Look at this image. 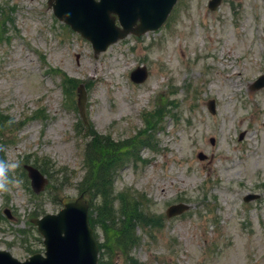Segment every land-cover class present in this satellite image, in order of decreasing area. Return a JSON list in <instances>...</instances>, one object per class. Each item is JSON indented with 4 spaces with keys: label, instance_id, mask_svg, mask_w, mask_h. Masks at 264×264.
Here are the masks:
<instances>
[{
    "label": "rangeland",
    "instance_id": "obj_1",
    "mask_svg": "<svg viewBox=\"0 0 264 264\" xmlns=\"http://www.w3.org/2000/svg\"><path fill=\"white\" fill-rule=\"evenodd\" d=\"M207 1L177 0L159 29L128 35L94 57L47 0H0V113L7 121L0 154L17 165L8 173L16 182L0 191V250L20 261L43 252L29 220L57 212L61 198L78 194L89 127L116 148L134 139L136 160L114 154L112 198L131 199L147 217H164L171 204L189 205L179 217L162 218L158 229H134L140 241L129 253L138 263L232 264L230 254L238 253L233 264H264V86L251 88L264 75V0H221L214 11ZM138 66L147 78L134 84L129 74ZM50 69L74 79V88L66 82L63 93ZM80 84L83 120L76 107ZM163 102L159 116L155 108ZM38 110L42 116L34 117ZM153 114V128L144 133ZM150 136L152 147L143 146ZM24 164L49 176L38 196ZM246 194L261 197L244 203ZM120 205L116 199L111 206ZM96 234L102 242L99 226ZM111 263L126 261L117 253Z\"/></svg>",
    "mask_w": 264,
    "mask_h": 264
},
{
    "label": "water",
    "instance_id": "obj_2",
    "mask_svg": "<svg viewBox=\"0 0 264 264\" xmlns=\"http://www.w3.org/2000/svg\"><path fill=\"white\" fill-rule=\"evenodd\" d=\"M175 0H49L54 15L88 39L94 53L104 51L107 46L129 32L140 35L147 30L157 29L165 20ZM219 0L209 1V8L215 9ZM115 14L121 29L115 24ZM139 24L136 25V22ZM146 77L144 68L131 74L134 82H142ZM264 86L261 76L252 85L256 90ZM85 94L79 89L78 106L82 112ZM214 102L208 103L213 112ZM203 159L202 154L198 155ZM32 189L40 192L46 180L34 168L26 166ZM255 196H247L245 201ZM63 209L56 215H45L34 219L37 231L43 237L45 257L40 254L30 256L24 262L11 257L8 252L0 251V264H96L97 247L87 224V203L82 197L64 198ZM187 206L178 204L167 210V217L178 215Z\"/></svg>",
    "mask_w": 264,
    "mask_h": 264
},
{
    "label": "trees",
    "instance_id": "obj_3",
    "mask_svg": "<svg viewBox=\"0 0 264 264\" xmlns=\"http://www.w3.org/2000/svg\"><path fill=\"white\" fill-rule=\"evenodd\" d=\"M66 82L72 85L74 84V80L69 78H66ZM72 87H74V85ZM115 152H119V150L114 144H106L105 140L100 141L99 139H93V143H90L86 148L88 164L80 191L88 195L91 200L95 195L101 198L102 205L98 208L100 213L98 217L101 223L104 224L109 234V239L112 240L113 248H117L118 250L121 248L130 249L138 243V237L135 235L133 223L138 222L145 225H155L157 220L139 215L138 209L134 205H129L126 211L123 210L125 214L124 220L118 218L119 227L117 228L115 217L113 216L112 209H110L111 199L109 198L111 191L110 186L112 183V166L114 164L110 158L113 157ZM109 162H111V164H109ZM102 247H105V245L99 246V249L103 252L107 250ZM128 260L130 264H137L132 258ZM99 264L104 263L99 262Z\"/></svg>",
    "mask_w": 264,
    "mask_h": 264
},
{
    "label": "clouds",
    "instance_id": "obj_4",
    "mask_svg": "<svg viewBox=\"0 0 264 264\" xmlns=\"http://www.w3.org/2000/svg\"><path fill=\"white\" fill-rule=\"evenodd\" d=\"M17 167L15 163L8 164L6 161L0 159V191H7L9 183H14L16 181H9L8 173L11 169Z\"/></svg>",
    "mask_w": 264,
    "mask_h": 264
},
{
    "label": "bare ground",
    "instance_id": "obj_5",
    "mask_svg": "<svg viewBox=\"0 0 264 264\" xmlns=\"http://www.w3.org/2000/svg\"><path fill=\"white\" fill-rule=\"evenodd\" d=\"M192 45V44H191ZM230 67V66H229ZM228 67V68H229ZM234 71V70H233ZM234 74H237L235 71L233 72ZM231 85L232 88H234L236 86V81H231V83L229 84ZM230 257L232 258V264L234 261H236V257H239V254L238 253H231L230 254Z\"/></svg>",
    "mask_w": 264,
    "mask_h": 264
}]
</instances>
